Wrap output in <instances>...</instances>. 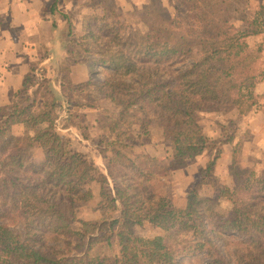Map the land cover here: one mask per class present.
Returning <instances> with one entry per match:
<instances>
[{
    "label": "trees",
    "instance_id": "obj_1",
    "mask_svg": "<svg viewBox=\"0 0 264 264\" xmlns=\"http://www.w3.org/2000/svg\"><path fill=\"white\" fill-rule=\"evenodd\" d=\"M227 2L181 0L183 14L167 15L149 25L137 42L118 39L119 51L126 56L117 64L109 63L112 73L101 81L72 84L64 60L59 66L60 95L47 77L36 78L35 66L31 67L22 85L23 92L31 90L28 98L8 111L1 109L0 140L15 123L23 124L25 132L3 146L0 154V264H182L181 256L200 253L210 264H264V176L255 177L240 167L233 147L228 165L233 188L216 189L218 198L230 204L228 214L217 212L212 201L199 197L200 186L211 182L220 149L203 134L197 111L235 109L242 117L260 108L254 87L264 77L263 49L247 39L261 30H242L228 23ZM49 12L64 20L63 49L70 54L74 45L69 39L73 34L69 16L57 10V0ZM193 48L198 57L188 67L167 70L168 63L188 56ZM128 75L132 81L122 80ZM89 85L120 104L122 111L136 107L155 122L170 140L171 154L137 159L138 164L127 167L126 173L113 161L102 171L76 150L55 122L63 100L72 102L68 93L82 92ZM83 98L82 103L75 102L76 107L95 106L89 95ZM71 126L80 130L83 139L89 138L84 124ZM221 128L222 142L231 143L232 134ZM106 145L115 162L124 156L121 148H130L119 139ZM36 146L42 157L35 160L27 153ZM205 150L213 154L200 171L198 184L188 191L183 208L173 207L162 197L154 199L152 192L144 191V198L140 185L133 183L139 178L147 183L167 177ZM127 174L131 179L124 185L121 180ZM90 184L98 187L97 209L105 215L77 220L76 204L93 197ZM74 222L79 224L76 229ZM146 223L159 228L165 237L137 236L134 228ZM14 226L21 232L15 233ZM183 234L188 237L182 238ZM219 234L240 236L243 250L228 259L217 244ZM95 247L108 255L91 253Z\"/></svg>",
    "mask_w": 264,
    "mask_h": 264
},
{
    "label": "rangeland",
    "instance_id": "obj_2",
    "mask_svg": "<svg viewBox=\"0 0 264 264\" xmlns=\"http://www.w3.org/2000/svg\"><path fill=\"white\" fill-rule=\"evenodd\" d=\"M226 7L228 14L225 19L228 23L242 30H261L260 34L249 36L247 40L251 45H261L263 54L260 67L264 69V0H228ZM66 10L70 28L73 31L72 37L69 38L73 41L71 45H74L72 52L67 54L64 49L61 52L59 48L60 50L54 54L56 59L47 62V57L50 58L53 51L49 50L50 44L45 41L34 57L37 65L33 75L38 79L47 77L51 83L50 87L58 95H60L58 79L61 75L59 53L64 55L69 68L74 67L72 78L77 75L79 79L87 77L86 81L88 79L101 81L112 73V69L108 66L109 63L117 64L119 60H122L121 57L126 56L124 52L119 51L121 46L117 43L118 39L129 43L137 42L140 36L146 34L149 25L167 15L174 16L185 12L181 0H69ZM55 33L53 37L50 33L49 39L54 38L55 42L65 43L66 38L61 36L59 31ZM197 57L198 52L193 48L188 56L179 57L168 63L167 70L186 68ZM131 79L128 75L122 80L132 81ZM30 92L31 90L23 92L21 89L14 95L12 105L3 109L8 111L14 104L23 102ZM254 92L259 96L260 108L245 116L238 117L235 109L226 113L215 109L197 111L198 123L203 134L215 140L220 149L211 182L200 186L199 197L212 201L215 210L224 215L228 214L230 204L223 198H218L216 189L221 186L233 188V182L228 173L233 147L237 150L236 157L240 167L247 169L255 177L264 176V77L258 80ZM68 94L72 102L66 103L63 100L59 111L60 116L55 122L57 130L67 135L72 141V146L94 160L102 171H105V164L109 161H113L115 167L121 166L123 172L127 173L129 171L127 167L138 164L137 159H152L171 154L170 140L163 135L155 122L145 117V114L139 112L136 107L122 111L120 104H115L109 98L99 94L93 85L85 86L82 92L79 90ZM83 95H89L95 100L93 108L76 107L75 102L84 101ZM79 113L85 117L83 119L75 117ZM2 120L4 117L2 118L0 109V121ZM73 122H81L86 126L88 139H83L80 130L71 126ZM221 126H225L232 134L231 143L222 142ZM63 129L68 130L62 131ZM23 135L24 132L19 133V130L7 132L0 140V154L3 146L11 144ZM115 139L121 140L130 147L121 148L120 151L124 156L116 162L114 160L116 158L110 152V147L106 145ZM212 154L205 150L188 162L185 167L171 171L167 177H155L147 183L139 178L133 183L140 185L138 190L142 195L144 191L152 192L154 199L162 197L173 207L183 208L188 191L198 184L200 171ZM27 155L36 160L38 156H41L40 148L37 146L31 148ZM134 171L132 170L131 173L134 174ZM129 179L131 178L127 174L126 179L121 182L126 185ZM87 187L91 189L93 197L76 204L77 220H97L105 215L97 209L98 187L94 184ZM72 225L75 229L79 226L77 222ZM12 229L15 233L21 232L19 226H14ZM134 232L137 236L144 238L165 237L163 231L149 223L136 226ZM181 237H188V235L183 234ZM217 244L228 259H231L236 251L243 250L242 238L236 234H219ZM73 246L74 242L70 248ZM91 253L108 255L103 248L99 247L92 249ZM179 261L182 264H210L203 253L181 256Z\"/></svg>",
    "mask_w": 264,
    "mask_h": 264
},
{
    "label": "crops",
    "instance_id": "obj_3",
    "mask_svg": "<svg viewBox=\"0 0 264 264\" xmlns=\"http://www.w3.org/2000/svg\"><path fill=\"white\" fill-rule=\"evenodd\" d=\"M53 0H0V109L12 105L14 95L23 89V80L31 67L36 68V52L46 41L53 54L46 61L56 59L54 54L63 49V44L52 37L61 33L64 26L62 17L52 15L49 7ZM69 0H57V10L67 14ZM62 34V33H61ZM60 36V35H59ZM62 36V35H61ZM60 48V49H59ZM64 55L59 53V62ZM74 67H70L69 79L72 84H81L86 78H72ZM25 132L21 123L12 124L9 132ZM63 129L62 131H67Z\"/></svg>",
    "mask_w": 264,
    "mask_h": 264
}]
</instances>
